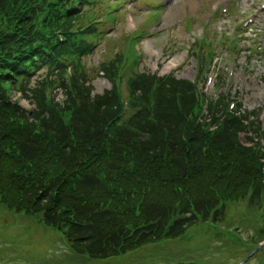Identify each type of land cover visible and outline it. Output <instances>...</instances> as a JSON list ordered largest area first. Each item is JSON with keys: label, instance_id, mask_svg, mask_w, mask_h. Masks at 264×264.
Segmentation results:
<instances>
[{"label": "trees", "instance_id": "trees-1", "mask_svg": "<svg viewBox=\"0 0 264 264\" xmlns=\"http://www.w3.org/2000/svg\"><path fill=\"white\" fill-rule=\"evenodd\" d=\"M75 1L0 0V204L42 215L74 254L94 264L157 247L210 218L222 223L231 203H245L262 222L236 242L249 253L264 240V146L239 136L262 130L257 111L254 119L239 118L221 95L208 104L220 123L210 131L197 121L204 96L195 83L143 70L129 83L137 110L120 124L117 78L129 59V36L121 35L122 49L100 65L112 82L101 93L86 59L115 17H125L126 0H83L80 8ZM32 66L46 67L34 82ZM46 87L63 96L54 92L47 102ZM13 89L34 104L31 112L12 99Z\"/></svg>", "mask_w": 264, "mask_h": 264}, {"label": "rangeland", "instance_id": "rangeland-1", "mask_svg": "<svg viewBox=\"0 0 264 264\" xmlns=\"http://www.w3.org/2000/svg\"><path fill=\"white\" fill-rule=\"evenodd\" d=\"M164 1L166 3L160 12V9H155L160 6L157 1L150 2L147 7H141V5H132L131 0H126L121 10V13L124 11L125 17L120 16L117 25H109L107 29L110 32L107 39L110 38L104 39L97 46V51L86 59L95 93H101L104 89L111 87V81L100 74L101 63L113 58L122 49L124 38L121 39V35L129 34L136 29L144 16L150 17L140 32H146L148 29L152 32L150 36L139 39L142 58L137 63L138 67L160 75L175 72V75L182 78L196 77L197 60L187 49L207 28L210 29L205 25L206 19L217 16L216 8L220 0ZM238 1L240 3L236 6L234 19L230 14L223 21L226 26L223 27L226 30L236 28L239 25L238 22L242 20L243 12L251 9L250 0ZM190 22L191 26H189ZM214 26H221V21L217 20ZM259 41L263 46L260 56L253 54L249 61L246 52L242 51L239 54L229 55L230 58L226 59L227 52H225L219 59V65L220 69L226 70L232 61L237 62L236 72L224 81L223 89L231 90V95L238 94L237 100L242 102L243 107L248 111L263 108L258 115L261 114L264 119V39L259 38ZM131 53H134L133 48ZM174 61L176 65H172ZM93 68L98 71H92ZM45 71L46 69L42 68L37 72L33 82L42 77ZM19 96L18 93L17 97ZM58 96L62 97V93H58ZM21 104L25 107L31 106L26 99L22 100ZM244 137L245 134H242V139ZM237 206L235 208V203L230 204L222 221L223 224L201 221L191 226L184 235L163 241L157 247H150L130 256L127 254L128 256L100 259L94 264H230L233 261L239 262L246 258L248 251L237 243H245L249 235H253L251 231H255L262 222L258 219L256 207H248L245 203ZM41 217L42 215L29 216L9 210L0 204V261H9L13 264H93L71 252L62 234L55 227L44 224ZM246 217L256 221L245 223L243 218ZM218 236L223 239H216ZM260 263L264 264V254L252 260L249 259L245 264Z\"/></svg>", "mask_w": 264, "mask_h": 264}, {"label": "water", "instance_id": "water-1", "mask_svg": "<svg viewBox=\"0 0 264 264\" xmlns=\"http://www.w3.org/2000/svg\"><path fill=\"white\" fill-rule=\"evenodd\" d=\"M264 245V242L259 246V247H261V246H263ZM258 247V248H259ZM256 250V249H255ZM247 260V259H246ZM246 260L245 261H243L241 264H243L244 262H246Z\"/></svg>", "mask_w": 264, "mask_h": 264}, {"label": "bare ground", "instance_id": "bare-ground-1", "mask_svg": "<svg viewBox=\"0 0 264 264\" xmlns=\"http://www.w3.org/2000/svg\"><path fill=\"white\" fill-rule=\"evenodd\" d=\"M172 65H176V61H174V62L172 63Z\"/></svg>", "mask_w": 264, "mask_h": 264}]
</instances>
